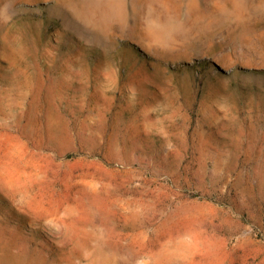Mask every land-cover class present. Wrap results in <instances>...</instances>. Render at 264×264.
I'll return each instance as SVG.
<instances>
[{
    "label": "rangeland",
    "instance_id": "374dc122",
    "mask_svg": "<svg viewBox=\"0 0 264 264\" xmlns=\"http://www.w3.org/2000/svg\"><path fill=\"white\" fill-rule=\"evenodd\" d=\"M0 264H264V0H0Z\"/></svg>",
    "mask_w": 264,
    "mask_h": 264
},
{
    "label": "bare ground",
    "instance_id": "6f19581e",
    "mask_svg": "<svg viewBox=\"0 0 264 264\" xmlns=\"http://www.w3.org/2000/svg\"><path fill=\"white\" fill-rule=\"evenodd\" d=\"M111 1V0H110ZM110 2H108V4H109ZM92 7H94V6H92ZM150 15V14H149Z\"/></svg>",
    "mask_w": 264,
    "mask_h": 264
}]
</instances>
